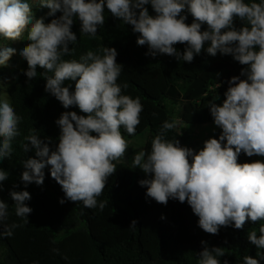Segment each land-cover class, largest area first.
Returning a JSON list of instances; mask_svg holds the SVG:
<instances>
[{"label": "clouds", "instance_id": "obj_1", "mask_svg": "<svg viewBox=\"0 0 264 264\" xmlns=\"http://www.w3.org/2000/svg\"><path fill=\"white\" fill-rule=\"evenodd\" d=\"M48 9L47 15L58 18L45 23L34 18L29 0H0V39L18 40L27 33L30 43L20 55L27 61L25 75L36 78L43 69L45 91L54 96L65 109L55 121L60 129L55 150L48 141L30 133L23 149L35 150L36 158L23 161L21 181L27 185H43L44 169L50 167L51 177L61 186L64 199L82 202L88 209L103 211V194L108 178L116 171L113 161L123 157L127 141L121 132L135 135L140 124L143 105L139 97L122 94L127 83H117L123 65L117 63L118 52L112 47L88 50L79 59H63L77 42L72 31L74 20L80 22L81 35L96 37L105 24V9L113 18L132 26L138 33V46H147L146 55H168L178 61L193 62L202 50L216 56L231 55L242 68L240 76L228 81L221 105L208 107L214 124L222 132L219 138L204 141L198 152L168 140L165 133L176 122L165 121L161 131L151 141V151H141L134 157L133 167L149 176L139 181L146 196L167 205L170 199L187 202L199 218L198 226L211 235L220 228L243 229L246 222L264 220V161L238 163L241 152L247 156H264V0H38ZM151 5L154 15L149 13ZM190 14L192 23H186ZM243 26L237 29L234 21ZM207 25L206 30L202 26ZM184 44L183 52L175 45ZM15 49L0 44V66L6 65ZM52 73V75H48ZM241 76L246 77L241 79ZM74 81V91L64 86ZM18 116L8 100L0 101V163L11 156L12 142L20 135ZM93 133L95 135H93ZM31 146V148H30ZM9 173L0 169V192ZM17 187L14 185V188ZM15 214L28 222L33 211L26 204L31 195L26 190L9 192ZM8 215V203L0 199V237H11L13 229L23 227L13 223L3 226ZM133 220L130 227H136ZM248 240L264 249V225L248 234ZM204 246L199 264H221L222 247ZM58 251V249H53ZM264 258L261 253L257 254ZM223 264H229L227 260ZM244 264H259L252 256Z\"/></svg>", "mask_w": 264, "mask_h": 264}, {"label": "trees", "instance_id": "obj_2", "mask_svg": "<svg viewBox=\"0 0 264 264\" xmlns=\"http://www.w3.org/2000/svg\"><path fill=\"white\" fill-rule=\"evenodd\" d=\"M146 7L154 15L151 5ZM48 11L37 9L34 18H43L49 23L61 15L58 12L56 17H50ZM185 14L188 16L186 23H192L191 15ZM104 15L105 24L98 29L96 37L81 35L80 22L78 18L74 20L72 31L77 42L69 45L74 52L63 59L78 60L88 50L115 48L117 63L123 65L117 83L128 85L122 94L140 98L143 105L140 124L135 135L131 136L121 128L128 147L123 157L113 161L116 171L108 178L103 194L98 197V201L105 202L103 211L98 207L88 209L82 202L66 199L63 204L59 203L64 199V193L51 177L50 167L44 169L43 185L32 183L25 187L21 181L23 161L36 158L34 149L24 151L25 137L34 132L46 142L51 138L49 146L55 150L60 134L55 121L61 113H83L76 106L63 108L45 91L43 69L38 68L36 78L29 80L25 75L27 61L21 56L23 64L17 80L7 89L10 104L22 117L18 125L20 135L12 142L11 156L0 163V169L9 173L8 180L3 182L0 199L8 203L3 226L16 223L23 227L13 229L11 237H0V264H199V253L204 247L201 241H207L209 248H223L225 255L219 257L221 264L225 260L229 264H244L245 256H252L259 260V264H264V258L257 255H264V249H258L248 240L251 231L259 235L264 220L248 221L240 230L229 226L220 228L216 235L205 233L187 202L170 199L167 205H163L147 197V189L139 181L149 176L133 167L135 155L151 151V141L160 133L165 121L179 120L191 126L214 124L208 106L223 103L228 81L233 76H240L245 66L231 55L217 53L213 57L207 54V45L191 63L168 55H146L148 48L137 45L139 34L132 31L131 25L113 18L107 9ZM234 26L239 29L243 24L237 19ZM206 29L207 25H203L202 30ZM28 43L30 41L24 39L21 50ZM175 47L183 52L186 45L177 44ZM245 78L241 76V79ZM64 86L74 91L75 82L66 81ZM165 138L176 139L181 146L191 148L190 135L179 132L177 126L168 130ZM253 157L241 152L238 163H250L254 161ZM12 190H26L31 195L26 204L33 211L27 223L15 214L14 202L9 196ZM133 220L137 222L136 227H130Z\"/></svg>", "mask_w": 264, "mask_h": 264}, {"label": "rangeland", "instance_id": "obj_3", "mask_svg": "<svg viewBox=\"0 0 264 264\" xmlns=\"http://www.w3.org/2000/svg\"><path fill=\"white\" fill-rule=\"evenodd\" d=\"M32 8L33 15L35 10L46 9L40 6L38 0H29ZM27 38V33L18 40H1L0 44L5 47L14 48L16 51L14 55L9 59L6 65L0 66V101L8 100L7 89L13 84L18 77V73L21 70L23 59L20 55L21 45L24 39ZM2 72V74H1ZM9 101V100H8ZM177 130L183 134H188L191 137V149L194 152H198L203 148L204 141L209 138H215L221 134L222 130L215 124H208L203 126H191L182 124L179 120H176ZM253 160L264 161V156H254Z\"/></svg>", "mask_w": 264, "mask_h": 264}]
</instances>
